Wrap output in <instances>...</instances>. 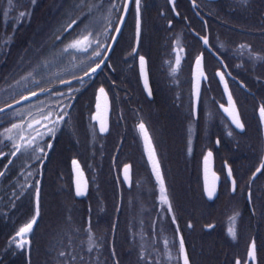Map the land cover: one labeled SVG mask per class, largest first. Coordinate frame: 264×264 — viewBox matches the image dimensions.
I'll list each match as a JSON object with an SVG mask.
<instances>
[{
	"label": "flooded vegetation",
	"instance_id": "flooded-vegetation-1",
	"mask_svg": "<svg viewBox=\"0 0 264 264\" xmlns=\"http://www.w3.org/2000/svg\"><path fill=\"white\" fill-rule=\"evenodd\" d=\"M219 2L220 0H140L139 36L135 0H92L83 5L81 16L88 15V32L85 35L91 33L89 39L93 40L91 69L68 78L63 69L48 68L45 83L33 84L26 94L19 95L18 90L13 91L7 99L3 98L4 88L0 87V109L20 100L26 101L19 107L0 113V132L3 131L5 118L10 114H19L20 108L28 101L31 104L29 125H32L24 128L21 123L16 122L21 130L19 129L16 139L12 142L3 140L2 135L0 136V144L4 141L9 143L0 147V173H3L0 183L11 166H14L23 144L26 145V134L27 143L34 142L28 147L31 145V149L40 154L28 164L33 170L27 180L28 185L36 186L41 169L54 149H63L64 140L68 137L70 106L79 94L85 93L92 100V110L88 116L90 131L99 137L90 116L96 94L103 87L110 104L109 133L112 125L121 127L122 135L127 134L129 140V150L126 149L124 153L125 161L119 165L115 163V159L121 142L114 147L112 141L111 145L110 185L113 195L110 200L118 204L117 212L122 202L127 203L129 220L133 221L135 216H138V211L144 205L148 208L149 201H155L159 193L166 195L170 208L169 201L172 197L166 177L177 175L176 169L183 156L196 166L200 152V180L204 197L201 160L204 154L209 152L214 172L219 177V185L217 195L212 201H207L204 197L208 204L206 215L209 219V223L202 227L206 241V262L264 264V168L254 177L257 168L264 163L262 127L259 119V109L264 105V99L260 98L259 93L264 87L261 76L262 57L252 53L250 46L245 42L238 44V52L228 50L229 34L225 29L227 22L224 18L228 10L224 5L220 8ZM19 15L17 11V18ZM219 24L224 26L222 36L214 31V26ZM116 28H119L120 32L117 33ZM247 33L249 32L246 29H242L243 38ZM113 37L116 39L113 40ZM205 39L210 51L203 48L202 42ZM219 40L222 47L227 48L222 52L214 50V41ZM112 42L114 45L105 59ZM97 51L99 56L95 55ZM199 55L202 56L205 78L201 81L199 99L195 107L192 69ZM141 56L145 61L147 88L141 73ZM98 63L100 67L96 68ZM94 68L95 72L85 75ZM218 73L224 75L223 81L227 83L235 110L244 125L243 129L233 126L223 113L224 108H229L230 105L222 92ZM33 92L37 95L33 96ZM46 116L48 119L44 118ZM61 116L62 120L59 119ZM54 121L59 122L54 124ZM141 124L144 125L156 154L163 179V193L161 186L152 178L145 159L142 144L144 132L139 127ZM252 125L258 145L245 147L246 129ZM49 128L55 129L54 135L48 132ZM202 143H205V146ZM135 158L139 167L134 166ZM72 160H77L82 167L78 159L73 158L70 163ZM126 165H129L130 171L128 186L121 179V170ZM229 169L231 180L227 175ZM245 170L250 171L247 176L241 174ZM83 171L88 181V195L78 200L81 203L90 198L91 189V181L84 169ZM11 181L14 182V179ZM173 182L174 197L178 198L179 190L176 181ZM73 198L76 199L74 195ZM145 214L147 218L151 217L149 211ZM157 218L161 227L153 231L155 235L152 239L157 247L154 248V255L149 254L143 264H181L178 238L183 240L185 253L191 264L190 254L181 231L175 227L173 216L167 223L160 213ZM138 225L141 228L136 227V231L140 232L143 222ZM134 229L129 225L130 234ZM253 245L254 259H248V251L253 249ZM23 249L18 248L16 243H0V263L7 262L11 251L17 256L21 255Z\"/></svg>",
	"mask_w": 264,
	"mask_h": 264
},
{
	"label": "trees",
	"instance_id": "trees-1",
	"mask_svg": "<svg viewBox=\"0 0 264 264\" xmlns=\"http://www.w3.org/2000/svg\"><path fill=\"white\" fill-rule=\"evenodd\" d=\"M91 1L11 0L10 3L9 0H0V87L4 88V99L11 96L13 91L18 90L22 95L29 92L33 84L45 83L48 68L63 69L69 78L93 67L92 44L86 51L83 50L84 46L80 49L67 47L81 34L88 32V15L81 14L83 7ZM223 5L228 10L224 16L227 22L225 29L229 34L228 50L238 52L240 48L237 46L242 42L250 46L252 53L262 57L261 76L264 82V0H220L219 7ZM17 11L27 14L17 18ZM72 21L76 23L68 27ZM223 27L222 24L215 25V34L222 36ZM242 29L249 32L244 35L245 38ZM226 49L222 47L221 40L214 41V50L222 52ZM259 93L260 98L264 99V87ZM30 105L28 101L20 108L19 114H10L5 118L0 136L16 122L24 128L29 127ZM91 110L92 100L85 93L79 94L70 106L68 137L64 140L63 149H54L41 169V176H38L40 215L32 232L23 237H17L16 233L35 215V207L30 198L22 204L18 197H23V193L29 196L31 186L22 180L24 169L18 170L12 165L4 175L0 183V243H10L16 237L17 242L24 239L28 244L21 255L16 256L9 251L7 262L3 264H143L138 256L140 251L135 234L144 235L139 237L141 242L146 241V235L142 229L136 231V221L129 220L127 203L122 202L117 212L118 204L110 200L113 195L110 185L112 141L114 147L121 142L115 159L119 165L125 161L124 153L129 150L127 134L122 135V128L112 125L106 137L93 134L87 143V136L82 131L90 129L88 116ZM257 141L252 125L246 129L244 146L255 147ZM7 144L4 141L0 147ZM202 144L205 146V143ZM78 149H82L80 155L83 157ZM201 155L200 152L196 166L183 156L176 169L177 175L166 177L172 197L169 201L171 214L175 227L182 233L191 264H209L205 258L206 241L202 230L209 219L206 215L208 204L201 191ZM73 158L80 161L88 179H93L97 186L93 192L90 189V198L82 203L73 198L69 167ZM134 166L139 167L136 158ZM249 172L245 170L241 174L247 176ZM13 179L14 182L11 181ZM173 181H176L179 190L178 198L174 197ZM10 188H15V191L6 205L4 201L5 197H9ZM93 196H97L99 201L90 200ZM151 200L154 203L149 212L153 218V215L159 214V210L158 203ZM17 211L25 214L15 219ZM129 225L135 228L132 234ZM59 228H62L60 233ZM149 235L152 233L149 232Z\"/></svg>",
	"mask_w": 264,
	"mask_h": 264
},
{
	"label": "water",
	"instance_id": "water-1",
	"mask_svg": "<svg viewBox=\"0 0 264 264\" xmlns=\"http://www.w3.org/2000/svg\"><path fill=\"white\" fill-rule=\"evenodd\" d=\"M202 43H203V48L210 51L207 44H205L204 41ZM113 45H114V42L111 43V46L109 47V50L107 52L105 59L108 57L110 50L113 47ZM198 58H200V61H201L200 68H197V64H196L197 59H196L194 62V65H193V69H192L193 99H194L195 107L197 106L198 99H199L201 81L204 80V78H205L204 73H203V76L200 75V72L201 71L203 72L202 56L199 55ZM92 73H93V71H90L88 73V75H91ZM220 85H221L222 92L228 101L229 91H228V89H227V91H225V82L221 79H220ZM197 89L199 92L198 95H197ZM98 96L100 97L99 101L97 100ZM25 102H26L25 100H20L16 103H13V104L9 105L10 107L7 106V107L3 108V111H0V113L14 109L16 107H19L20 105L24 104ZM98 103H99V109L97 108ZM223 113L228 118L230 123L233 126H235V124L232 122V118L228 115V113H226L225 111ZM97 116L99 117V119H94V117H97ZM109 116H110V104H109L108 96H107V99H105L103 96H100V93L98 90L96 97H95V102L93 105V112L90 116V120L92 123L95 124L97 133L100 136H106L109 133ZM259 119H260V123H261V127H262L263 161H264V119L261 118L260 112H259ZM101 121H103L104 127L107 129L106 131H101ZM142 144H143L144 155H145V159H146V162L148 164V167H149L150 174H151L152 178L154 179V181L158 185L161 186L159 179L157 177V171L159 172L160 177H161V173H160L159 165L157 162L156 154H155L154 148L151 144L149 137L147 136V138H146L145 134L142 135ZM208 154H209V152H206L204 154L202 160H201V179H202V189H203L204 197L207 201H212L217 195V190H218V185H219V177L214 172L212 156L209 157ZM206 158H207V160H206ZM73 161H75L76 164H74ZM157 165H158V169H157ZM126 167H127V171H125ZM154 169H156V170H154ZM258 173L259 172L256 171L254 174V177ZM70 174H71V184H72V190H73L74 197L77 200L84 199L88 195V181H87L86 175H85L81 165L79 164V162L77 160L71 161V163H70ZM227 175H228V172H227ZM228 178L231 180V176L228 175ZM121 179L125 185H127V186L129 185V181H130L129 165H126L122 168ZM37 187L40 190V179L36 184V189H37ZM36 189H35V193H34V207H35V209H36V203H37ZM77 190H79L83 194L78 196L76 194ZM209 191H212V193H213L211 197H209V195H208ZM37 219H38V217H37ZM178 242H179V247H180L181 264H184V257L186 255L185 249L183 246V251H181V246H180L181 239L180 238H178ZM252 251H253L252 248L248 251V259H254V255L250 256V252H252ZM188 264H189V262H188Z\"/></svg>",
	"mask_w": 264,
	"mask_h": 264
},
{
	"label": "snow or ice",
	"instance_id": "snow-or-ice-1",
	"mask_svg": "<svg viewBox=\"0 0 264 264\" xmlns=\"http://www.w3.org/2000/svg\"><path fill=\"white\" fill-rule=\"evenodd\" d=\"M9 2L11 3V0H9ZM135 4H136V11H137V36H139V32H140V20H139L140 0H135ZM26 14L27 13L21 12L20 13V16L23 17ZM75 23H76V21H72V23L69 24L68 27H71L72 24H75ZM115 31L118 33V32H120V29L119 28H116ZM91 35H92L91 33H88L87 35L81 34L79 38H77L74 41H72L71 43H69L67 45V47L80 49L81 46H84L83 47V50L86 51L87 50V47L90 46L93 43V40L89 39V37ZM115 39H116V37H113V40H115ZM204 43L205 44L208 43L207 39L204 40ZM133 51L135 52V49ZM95 55L99 56L100 55L99 51L95 52ZM139 59H140V64H141V73H142V75H144V78H145V87L147 88V76L144 73V64H145L144 57L141 56ZM196 64H197V68H200V64H201L200 58H197ZM177 65H179V57H177ZM99 67H100V64L98 63L96 65V68H99ZM96 68L92 69V71L95 72L96 71ZM29 75H31V73ZM85 75H88V73L86 72ZM200 75L203 76V72L202 71L200 72ZM218 75H220V79L221 80H224V75L222 73H218ZM227 87H228L227 86V83H225V91H227ZM41 91H46V89H41ZM99 93H100V96H103L105 99H107V94L105 93V89L103 87H101L99 89ZM150 94L151 93L149 92V95ZM198 94H199V92H198V89H197V95ZM32 95L35 96V95H37V93L36 92H33ZM24 99H28V97H24ZM99 99H100V97L98 96L97 97V100L99 101ZM228 103H229L230 107L229 108H224V111L226 113H228V115L232 118V122L235 124V126L237 128L243 129L244 125L241 123V121L239 119V115H238V113L235 110V105H234V102L232 101L231 94H229V96H228ZM221 107H224V106L221 105ZM97 108L99 109V103L97 104ZM0 111H3V109H0ZM259 111H260L261 118L264 119V105H262L260 107ZM44 118L45 119H48L47 116L44 117ZM59 119L62 120L63 119V116L59 117ZM94 119H99V117L98 116L97 117H94ZM58 122L59 121H54L53 123L56 124ZM31 126L32 125L30 124L29 127H31ZM19 127H20V125H17V124H13V126H12L13 129L19 128ZM139 127H140L141 131L144 132L145 137L147 138V133H146V130L144 128V125L141 124ZM106 130L107 129L104 127L103 121H101V131H106ZM5 131L6 132H11L12 129H6ZM48 132H50V133H52L54 135L55 129L54 128H49L48 129ZM229 134L231 135V133H229ZM8 139H12V137L9 136ZM31 142L32 141H29V144H31ZM49 147H51V145H49ZM18 150H19V148L17 147V151ZM41 151H43V149H41ZM208 156L210 157L211 156V153H209ZM206 160H207V158H206ZM73 163L76 164L75 161H73ZM261 168H264V163H262L261 166H260V168H257L256 171L259 172ZM157 169H158V165H157ZM154 170H156V169H154ZM125 171H127V167H126ZM2 175H3V173H0V176H2ZM228 175L231 176V170L230 169H229ZM157 177H158L159 182L161 184V191L163 193V191H164V189H163V179L159 176V172L158 171H157ZM233 187L235 188V181H233ZM39 191L40 190L37 187V189H36L37 203H36L35 215L32 216V218H31V220L29 222H27L26 224H24V226H22V227L19 228V230L16 233V236L17 237H23V236L27 235L28 233L32 232L33 225L36 224V222H37V217L40 215ZM76 194L79 196V195H82L83 193L80 192L79 190H77V193ZM212 194H213L212 191H209V193H208L209 197H211ZM161 198H162V200L165 203H167V197H166V195H162ZM169 210H170V208H169ZM89 231H90V229H89ZM229 231L234 235V232H233L232 229H230ZM10 243H16V246L18 248L23 249L28 244V241L27 240H24V239H21L19 242H17L16 241V237H13V239H12V241H10ZM180 246H181V251H183V240H181ZM254 250H255V246L253 245V251L250 252V256L251 255H254ZM89 251H91V247L89 248ZM60 255L63 256L64 253L61 252ZM184 264H188V259H187V256L186 255L184 257ZM237 264H239V262H237Z\"/></svg>",
	"mask_w": 264,
	"mask_h": 264
},
{
	"label": "rangeland",
	"instance_id": "rangeland-1",
	"mask_svg": "<svg viewBox=\"0 0 264 264\" xmlns=\"http://www.w3.org/2000/svg\"><path fill=\"white\" fill-rule=\"evenodd\" d=\"M20 128L21 127L15 128V129H13L12 127L9 128V129H12V131L11 132H6L5 131L2 134L3 140H8L9 142H12L13 139H16L15 138L16 137V134L21 130ZM82 132H83L84 136H87V143H88L89 140H90L89 138L90 137L92 138V136H93L92 131H90V129H88V132L85 131V130L82 131ZM9 136H11L12 139H8ZM24 143L27 146L23 144V146H22L23 149H22L21 153L19 154L17 160L15 161L14 167L17 168L18 170L19 169H24L22 171L23 172V179L22 180L23 181H27V179L30 177V173H31V175L33 174V171H31L32 168H30L29 167L30 165H28V164L31 161H33L34 159H37L38 155H40V154L38 152H36L35 149H31V145L34 142H31L32 144L30 145V148L28 147L29 144L26 141V134H25ZM81 150L82 149H80V150L78 149L79 155L81 154ZM80 156L83 157L82 155H80ZM26 165H28V166H26ZM24 166H26V167L24 168ZM34 172H36V171H34ZM94 182L95 181L93 179H91V186H92L91 192H93L96 189V187H97L96 186V183H94ZM138 184H139V182H138ZM14 191H15V188L13 190H12V188H10V190L8 192L9 197L8 196L5 197L7 192L5 193V196H4L5 197L4 204L8 205L9 199L11 198V194H13ZM28 193H29V196L28 195L26 196L25 193H23L24 194V195H22L23 197H20V196L18 197V200L20 202H22V204H24V202L27 201L28 198H30L34 202V193H35V186L34 185H32V187L30 188V192L28 191ZM161 197H162V195L159 193V195L156 197L155 201L158 203L157 204V209L159 210L160 216L167 223L169 221V218L172 216V214L170 213L169 206H168V202L165 203L162 200ZM96 198H97V196H93L90 200L95 199V201H96V200H98ZM10 204H11V202H10ZM139 207H140V205H139ZM142 209L145 211V209H146L145 205H144V207ZM142 209H140L138 211V216H135V218L133 219V221H136L135 224H136L137 227H139V225H138L139 222H143L142 232H144V234L146 235L145 236L146 237L145 238L146 241H142L141 242V240H140L139 237H141V238L144 237V235L142 233H140L141 235L139 233L138 234H135V238L137 239L136 245H137V247H138V249L140 251V253L138 255L139 256V259H141V260L144 261V259L148 258V255L149 254L152 256L155 253L154 252V248H156L157 245L152 240L153 239V236L155 235L153 231H155L156 229H158L157 227H161V225L159 224V219L157 218L158 215L153 216L155 218H152V216L149 217V218H147L148 216H147V214H145L146 212H144ZM7 213L8 212H5V214H7ZM24 214H25V212L17 211L16 216H15V219H16V217L18 218V216L24 215ZM171 221H172V219H171ZM172 224H173V221H172ZM151 228H152V230H151ZM59 229H60L59 230V233H60V231H62V228H59ZM149 232L152 233V235L147 236ZM54 234H56V233H54ZM156 240L157 239H155V241ZM149 249H150V251H149Z\"/></svg>",
	"mask_w": 264,
	"mask_h": 264
},
{
	"label": "bare ground",
	"instance_id": "bare-ground-1",
	"mask_svg": "<svg viewBox=\"0 0 264 264\" xmlns=\"http://www.w3.org/2000/svg\"><path fill=\"white\" fill-rule=\"evenodd\" d=\"M153 201L151 200V201H149V203H148V208H146L145 210V212H147V211H150V208L152 207V205H153Z\"/></svg>",
	"mask_w": 264,
	"mask_h": 264
}]
</instances>
